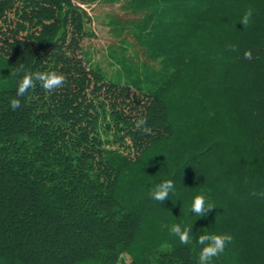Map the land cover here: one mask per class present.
<instances>
[{
    "label": "trees",
    "instance_id": "obj_1",
    "mask_svg": "<svg viewBox=\"0 0 264 264\" xmlns=\"http://www.w3.org/2000/svg\"><path fill=\"white\" fill-rule=\"evenodd\" d=\"M97 1L0 0V264H198L226 233L211 264H264V0H121L108 73L81 43ZM21 64L67 82L17 97Z\"/></svg>",
    "mask_w": 264,
    "mask_h": 264
},
{
    "label": "clouds",
    "instance_id": "obj_2",
    "mask_svg": "<svg viewBox=\"0 0 264 264\" xmlns=\"http://www.w3.org/2000/svg\"><path fill=\"white\" fill-rule=\"evenodd\" d=\"M252 10L248 8L245 10L244 15L239 21L243 27H246L251 22ZM229 49L235 51L234 45H229ZM245 59H252V52H244ZM14 76L19 77L17 97H23L29 89L36 87V82H39L40 86L47 92H53L54 90L61 88L66 84V77L62 73L55 71L50 72H33L26 68L23 64L19 65L12 73ZM21 101L18 98H14L10 102V107L13 111L20 107ZM137 129L141 130L145 134H150L151 129L147 127L145 118H141L136 122ZM175 192L174 180H165L155 186L154 190L149 193L152 200L164 202L168 200L169 193ZM253 195L264 196V193H253ZM206 197L204 195H197L191 205V210L198 217H205L209 211L214 209V205L206 203ZM189 209V210H190ZM170 233L177 237L180 244L189 245L192 241V226L181 227L180 224H172L169 228ZM233 237L231 234H202L199 235L197 243L202 247L198 255V264H211L213 258L218 257L225 251L227 244L231 243Z\"/></svg>",
    "mask_w": 264,
    "mask_h": 264
},
{
    "label": "rangeland",
    "instance_id": "obj_3",
    "mask_svg": "<svg viewBox=\"0 0 264 264\" xmlns=\"http://www.w3.org/2000/svg\"><path fill=\"white\" fill-rule=\"evenodd\" d=\"M120 7L121 0L113 2L99 0L86 6V10L92 18L91 30L94 36L84 38L81 43L84 48L91 51L92 62H97L101 70L107 73L113 71L114 66L108 64L106 46L115 38L108 30V26L103 22L104 14L114 11V13L121 14V16L125 17L127 13H123ZM128 259V256L124 257V261Z\"/></svg>",
    "mask_w": 264,
    "mask_h": 264
}]
</instances>
